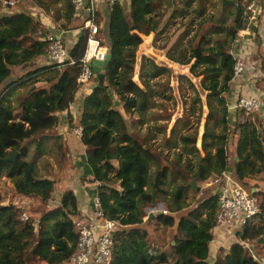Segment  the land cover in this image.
Segmentation results:
<instances>
[{
  "label": "trees",
  "instance_id": "obj_1",
  "mask_svg": "<svg viewBox=\"0 0 264 264\" xmlns=\"http://www.w3.org/2000/svg\"><path fill=\"white\" fill-rule=\"evenodd\" d=\"M27 1L51 15L57 30L81 29V34L63 63L13 78L14 68L46 56L48 31L28 14L0 15V188L7 179L11 192L37 204L22 221V209L4 204L0 194V264H67L78 238L73 225L78 202L72 190H65L59 204L50 206L56 181L51 174H39V163L49 169L43 159L53 146H48L47 133L57 123L56 113L67 112L81 88L77 79L88 32L74 24L71 0ZM255 1L216 0L211 14L207 6L212 0H128L127 8L115 1L109 7L105 43L97 12L95 40L107 49L109 64L101 85L92 77L94 86L82 101L76 124L72 118L68 124L73 135L74 127L82 130L80 139L75 135L82 182L96 184L91 197L99 198L104 218L118 224L108 264H259L247 246L264 248L257 244L264 235V181L258 190L249 180L264 176V132L257 117L231 130L226 103L236 62L234 43L246 27V8ZM177 19L178 28L161 50L167 61L189 66L191 77L201 78L199 87L188 80L194 92L190 117L201 112L205 99L199 147L197 132L177 136L178 127L189 128L188 119L176 120L167 133L171 116L155 112L162 107L160 100L174 99L169 80L160 81L171 70L151 59L138 64L136 56L142 36L160 37ZM263 108L264 103L260 112ZM139 127L150 129L140 135ZM157 134L162 136L159 147L153 145ZM60 148L59 165L68 151ZM229 168L230 179L257 199L259 212L236 233L237 241L228 250L220 248L211 261L218 196L204 184ZM192 180L202 189L194 190ZM158 205L166 214L144 221L147 210ZM159 229L163 237L155 236Z\"/></svg>",
  "mask_w": 264,
  "mask_h": 264
},
{
  "label": "crops",
  "instance_id": "obj_2",
  "mask_svg": "<svg viewBox=\"0 0 264 264\" xmlns=\"http://www.w3.org/2000/svg\"><path fill=\"white\" fill-rule=\"evenodd\" d=\"M115 1L120 2L125 8L128 7V0H96L98 15L100 19L99 36H102V31L104 30V19L106 20L105 29L107 33L108 15L110 10L109 4L110 2ZM15 2L17 3L15 8L5 7L3 11L0 10V15H9L13 13H25L30 15L37 22H39L41 26L48 31V33L54 34L60 38L66 52L71 49V47L75 44L76 40L80 36L81 29H73L69 31L57 30L55 25L52 23L51 15H43L38 9L32 7L27 0H17ZM255 4L257 5H254L252 13L250 12L251 14L248 13L246 27L242 30V33L245 30L251 32L245 35H238L237 40L234 43L233 56L243 62V72L231 82L230 93L227 96L226 102L227 108L232 106L240 96L245 97L258 95L264 103V91L261 92V90L257 88L259 82H261V84L262 82L264 83V6L262 2H258V0L255 1ZM79 15L77 13L74 18V24L76 25L83 24L81 15ZM255 36L258 38V41L255 40ZM101 40L103 41V43L107 42V40L104 41L102 38ZM85 55L87 58H89L87 55V49ZM145 59L148 58L145 57ZM49 64H51V62L49 61L48 57L45 56L37 59L32 63L26 64L19 68H14V74L12 76H22L28 71H32L33 69L38 67L47 66ZM93 86L94 83L93 81H91L87 86L81 87L75 96L74 103L70 105L69 110L65 113H56L55 116L57 117V123L53 128V131H49V133H47L49 138L51 139L48 146L52 143L53 146H50L48 148V151L50 153L46 152V154H44L43 156V159H45L49 164V169H47L44 174H47V172H51L50 178L55 180L59 186L58 191H55V195H53V198L49 205L53 207L57 206L59 204L61 194L65 190H72L75 193L78 202L77 214L74 220L83 223H94L97 220L95 217H93L91 209V192L95 190L96 184L87 185L83 184L82 182L83 171L82 167L80 166L81 161L79 160V152L81 153V149H79L76 144L75 135L70 133L68 121L69 118H72L73 124H76L80 115L82 101L84 97L91 92ZM228 113L230 116L229 120L231 118V120L229 121V126H231V128H234L235 123L240 116L237 115V113L234 111L228 110ZM254 117H257L258 121L261 122L262 131L264 132V112H260L259 109V111L253 114L252 120L254 119ZM76 128L77 127L73 128V133ZM55 142L56 144H54ZM60 146L61 151H64L65 148L66 150L68 149V151L66 153L65 159L57 167L55 161L58 160L59 156L56 150ZM228 154L229 156L233 154L232 148H229ZM201 155L203 156L202 153ZM45 156L50 157V159L47 160ZM263 181L264 176L260 174L250 179L249 183L256 184L258 186V190H262ZM198 186L202 187L201 185ZM204 187H212L213 193H217L218 186L213 185L212 180L208 181L204 185ZM159 206L161 205H158L157 207ZM238 231H240V227L235 221H228L219 224L216 223V226L212 230L213 240L210 244L211 261L214 259L217 251L220 248L228 250L230 245L237 241L236 233ZM247 247L250 251L253 252L252 254H254V259L257 260L259 264H264V248L255 249L250 245H248Z\"/></svg>",
  "mask_w": 264,
  "mask_h": 264
},
{
  "label": "built area",
  "instance_id": "obj_3",
  "mask_svg": "<svg viewBox=\"0 0 264 264\" xmlns=\"http://www.w3.org/2000/svg\"><path fill=\"white\" fill-rule=\"evenodd\" d=\"M260 1L264 3V0ZM71 3L76 14L81 15L83 20L82 29L88 32L87 45L92 42L95 43L92 55L89 58L84 55L81 60L82 71L77 79V83L80 87H84L90 84L93 77L89 63L93 59L101 62L104 61L107 49L100 47L98 41L95 40V35L98 32V24L96 23L98 12L96 0H71ZM112 3L110 2L109 7ZM4 4L6 7L14 5L11 1ZM253 7L254 3L249 4L246 11H251ZM45 40L48 44L46 56L51 64L63 63L68 59L67 52L58 36L48 33ZM242 72L243 62L240 59H236L233 67V79L238 77ZM262 105L263 101L258 95L239 97L234 105L227 108V110L234 111L240 116L234 128L230 126L231 130H236V127L244 123L245 120H252L253 114L259 111ZM81 131L80 127L74 130L75 135L79 139L81 137ZM262 149L264 153V143H262ZM212 184L218 186L216 193L218 196L216 222L218 224L235 221L241 229L247 221L259 212L257 199L247 194L240 185L233 182L230 177H227L226 173H222L221 176L216 177L212 181ZM91 209L93 217L97 219L96 222L83 223L73 220L78 238L74 251L68 259V264H108L113 246V233L117 230L118 224L104 218L97 196L91 198ZM159 212L166 214L160 206L148 209L144 220L149 215ZM21 220H27V216L24 213L21 215Z\"/></svg>",
  "mask_w": 264,
  "mask_h": 264
},
{
  "label": "rangeland",
  "instance_id": "obj_4",
  "mask_svg": "<svg viewBox=\"0 0 264 264\" xmlns=\"http://www.w3.org/2000/svg\"><path fill=\"white\" fill-rule=\"evenodd\" d=\"M8 1H11L14 3L13 6H7L8 8H15L16 7L17 3L15 1H17V0H0V10L3 11V9L6 7L4 3L8 2ZM212 2H213V4L207 6V12H209L210 14L214 13V11H215L214 7L216 6V4H215L216 0H212ZM259 2H262V1L259 0ZM262 4L264 6L263 2H262ZM254 5H257V4L254 3ZM253 9H254V7H253ZM253 9L251 11H248V12L252 13ZM252 15H254V14H252ZM105 21L106 20L104 19V23H103L104 30L102 31V36H101V38L104 41L107 40ZM180 22L181 21L179 19H177L175 22L171 23L172 25L169 26V28L164 33V35H162L160 37H155V35L153 33H150L148 36H142L143 43L137 49L136 56H137L138 64L142 58L147 57L148 59L153 60L154 62H156L159 65H165L167 68H169L171 70V72H172L171 75L168 77L160 78V81L169 80L170 86L172 88V93H173L174 99H172L169 102H164L163 100H160L159 103L162 104V107L161 108L158 107L157 109H155V112H158L159 114H161V112L163 113L165 111L167 114H169L171 116V121L168 123L169 125H168L167 133H169V131L171 129L169 127H172V125L176 122V120H180L183 117L188 119V121H189L188 127L189 128L180 129V127H178L179 133L177 136H180L182 134H194V132H197V134H198L197 144L199 147L200 146V136L203 132V125H204V121H205L204 116L206 113L205 99H204L205 97L202 94L204 101H203L201 112L196 110L195 115L190 117V108H191L192 98L194 96V92H193L192 88L190 87L188 80H190V82L195 87H199L198 81L201 78H197V79L192 78L191 75L189 74V66H179L177 64H174V63L167 61L165 58L164 52L161 50V47L163 46L166 37L169 36L171 33H173V31H175L178 28ZM244 32L242 33V31H241V32H239L238 35H241V34L245 35V34L250 33L251 31L248 32L245 30ZM134 79L136 81L138 79V67L136 68V70L134 72ZM258 84L259 85H257V88L259 90H261V92H263L264 91V83L262 82V84H261V82H259ZM237 100H238V98H237ZM236 101H235V103H236ZM226 102H227V100H226ZM262 111H264V108ZM200 113H201V116H200ZM159 123H164V121L163 122L160 121ZM136 129H137L136 131L140 135H143L146 133V130L150 129V128L149 127H141V128L139 127ZM161 141H162V136L160 134H157L156 139L153 142V145L155 147H159V144H161ZM164 153H165V151H164ZM45 157L47 158V160L50 159V157H48V156H45ZM55 163L58 167L59 164H58L57 160L55 161ZM46 170H47V168L43 169V166L41 165V162H40L39 163V174L44 175ZM47 174H51V172H47ZM57 178H59V177H57ZM2 182L4 183V185L2 186V188H0V194L3 196L4 204H8V202L14 203L17 207L22 209L23 213L26 216H29V213H33V211H35L37 209V204L33 200H26L20 196L15 195L13 192H11L13 185L10 183L9 180L3 178ZM195 186H196V189L198 187H199L198 189H200V188L202 189V187H200L198 185H195ZM55 189L58 191V189H59L58 183H56ZM146 220H144V221H146ZM149 227H150V231H152L153 230V228H151L152 225H150ZM158 235H161V237H163L162 231L160 229L155 233V236H158ZM253 247L256 249V246H253Z\"/></svg>",
  "mask_w": 264,
  "mask_h": 264
},
{
  "label": "water",
  "instance_id": "obj_5",
  "mask_svg": "<svg viewBox=\"0 0 264 264\" xmlns=\"http://www.w3.org/2000/svg\"><path fill=\"white\" fill-rule=\"evenodd\" d=\"M109 60H110V55L107 53L106 54V57L104 59V61H98V60H95L93 59L90 63H89V66L92 70V73H93V76L96 80H98V84L101 85L103 83V78H104V75H103V70L106 69V67L108 66L109 64ZM230 168L227 170V173H226V176L229 177V173H230ZM189 185L194 189L196 190V186H195V182L194 180H192ZM153 199H154V195L152 196ZM152 215H149L148 218L151 219ZM257 243H264V235L259 238L257 240Z\"/></svg>",
  "mask_w": 264,
  "mask_h": 264
},
{
  "label": "bare ground",
  "instance_id": "obj_6",
  "mask_svg": "<svg viewBox=\"0 0 264 264\" xmlns=\"http://www.w3.org/2000/svg\"><path fill=\"white\" fill-rule=\"evenodd\" d=\"M94 48H95V43L94 42L89 43L88 48H87L88 57H90L92 55Z\"/></svg>",
  "mask_w": 264,
  "mask_h": 264
}]
</instances>
